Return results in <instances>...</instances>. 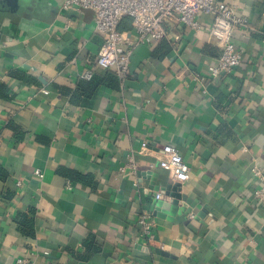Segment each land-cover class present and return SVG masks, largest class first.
I'll return each instance as SVG.
<instances>
[{"label": "crops", "instance_id": "obj_1", "mask_svg": "<svg viewBox=\"0 0 264 264\" xmlns=\"http://www.w3.org/2000/svg\"><path fill=\"white\" fill-rule=\"evenodd\" d=\"M64 1L0 7V264H264L252 173L264 174V0H219L252 28L232 33L243 58L230 73L208 76L220 54L209 16L197 30L170 18L167 37L136 44L128 76L85 105L66 90L85 70L113 72L96 65L93 12ZM119 29L135 40L128 20ZM164 145L189 168L178 200L164 192Z\"/></svg>", "mask_w": 264, "mask_h": 264}, {"label": "built area", "instance_id": "obj_2", "mask_svg": "<svg viewBox=\"0 0 264 264\" xmlns=\"http://www.w3.org/2000/svg\"><path fill=\"white\" fill-rule=\"evenodd\" d=\"M63 7L77 12H93L95 32L103 38L96 65L102 70L113 72L121 81L129 74L135 45L164 40L167 37L165 23L170 18H177L184 26L197 30L200 28L198 17L201 14L210 17L208 35L220 50L217 63L208 69V76L212 79L230 73L242 61L243 51L233 43V31L238 27L252 30L248 20L238 16L233 6L219 0H65ZM125 19L131 24L134 41L119 29ZM92 76V70H85L81 74L84 80H90ZM44 94L48 95V91L44 90ZM142 149L146 150V143H142ZM159 167L168 173L173 183L183 184L189 179V168L173 146L164 145L161 148ZM252 173L261 181L254 197L263 201L264 174L258 166L252 167ZM34 175L38 178L43 176L39 171H35ZM16 184L21 186L20 182ZM161 197L159 192L155 194L157 200ZM150 217L143 213L138 219L140 237L148 241L154 228ZM17 262L22 264L25 260L19 259Z\"/></svg>", "mask_w": 264, "mask_h": 264}, {"label": "trees", "instance_id": "obj_3", "mask_svg": "<svg viewBox=\"0 0 264 264\" xmlns=\"http://www.w3.org/2000/svg\"><path fill=\"white\" fill-rule=\"evenodd\" d=\"M127 20V19H125ZM117 81V76L114 73L108 74V76H105L104 78L96 79L94 76L90 80H82L77 83V86L73 90H66V93L70 95L72 102H77L80 104H88L89 100L93 98V96L96 94L97 89L102 86H115ZM76 177L75 179H83L77 174L71 173L70 175H67L71 179ZM29 224L30 230H32L33 223L32 220L29 219L27 222ZM28 234H32L31 232H28ZM86 246L89 247L91 250H97V246L94 244V242H88L86 243Z\"/></svg>", "mask_w": 264, "mask_h": 264}, {"label": "water", "instance_id": "obj_4", "mask_svg": "<svg viewBox=\"0 0 264 264\" xmlns=\"http://www.w3.org/2000/svg\"><path fill=\"white\" fill-rule=\"evenodd\" d=\"M16 1L17 0H0V7L2 5H10ZM177 191H178V184H173L171 180L164 187V192L170 194V196L176 200L180 199L179 193Z\"/></svg>", "mask_w": 264, "mask_h": 264}]
</instances>
